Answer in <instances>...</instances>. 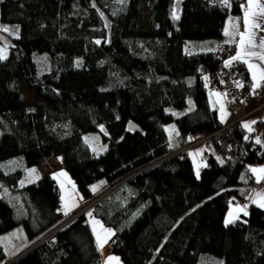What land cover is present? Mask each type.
Segmentation results:
<instances>
[{
    "label": "trees",
    "instance_id": "obj_1",
    "mask_svg": "<svg viewBox=\"0 0 264 264\" xmlns=\"http://www.w3.org/2000/svg\"><path fill=\"white\" fill-rule=\"evenodd\" d=\"M176 1L146 0L145 29L143 0L0 3V20L19 25L0 60V163L23 160L0 166V233L21 224L28 241L6 263L0 244V264H103L87 215L69 219L60 211L52 174L20 184L25 168L51 156L61 157L85 200L109 190L91 212L115 233L109 241L121 264H264V208L251 204L247 216L225 226L233 196L246 193L234 187L251 184L249 168L264 161L254 133L246 140L239 129L243 151L222 164L211 157L197 178L187 152L169 153L160 115L172 113L185 145L186 135L222 126L208 98L209 73L222 75L218 47L190 52L186 44L220 37L240 3L224 9L179 0L177 20ZM235 69L236 81L246 80L238 63ZM23 82L38 101L25 103ZM131 121L140 130H129ZM89 131L107 143L102 153L85 140Z\"/></svg>",
    "mask_w": 264,
    "mask_h": 264
},
{
    "label": "crops",
    "instance_id": "obj_2",
    "mask_svg": "<svg viewBox=\"0 0 264 264\" xmlns=\"http://www.w3.org/2000/svg\"><path fill=\"white\" fill-rule=\"evenodd\" d=\"M260 2L264 3V0H260ZM245 7H247V5ZM176 10H177V7H176ZM243 16H244V8H242L240 5L235 12H231L227 16L225 23H224V26H223L222 35L220 37H217V39L212 41L210 46H208V48H206L204 50H195V51H190V52L209 51V49L216 50L218 45H220V44H223V43L229 44V43H225V41H227L229 39V37H227L223 34L225 28H230L229 19L231 18L232 20H236L237 18H239V30L241 32H243L245 30V25L243 24ZM262 27H264V25H262ZM230 30H231V28H230ZM256 31L258 33L256 36V42L259 43L260 36H264V32H261L259 30H256ZM236 39L239 40V36H237ZM229 45L232 48H231V51L228 52L224 56L223 63L226 60H228L231 56H234L236 54V52L238 51V47L236 44H229ZM252 62L258 63V61H256L255 58H253ZM236 63H238L240 65V67L244 69V71L246 73V80L243 79L241 81V83L243 84L244 81H246V82L254 84L255 81L252 80L251 73L247 69L246 65L241 63V62H236ZM261 66L264 67V64H262ZM262 83H264V80L260 81V84H262ZM216 93H220L221 95L217 96V95H215ZM225 94H226L225 91L221 88L211 87L208 89L209 103H210L211 107L217 111L219 120L222 123V125L230 123V122L235 121V120H239L241 130L244 131V135H245L244 137H246L250 133H254V138L259 137L260 136V130L264 127V111H259L258 109H256L257 102L254 100L234 101L233 99L229 98ZM221 105L224 106V119H223V121L220 118L221 117V112H220ZM253 121H254V123H253ZM246 123L249 124L250 127L252 128L251 132L247 128L244 127V125ZM164 125H165V123H164ZM165 129H166V127H165ZM177 133H179L178 128H177V131L174 132L171 137L169 136V134L167 132L168 137H169V142H170L169 153H174V152H176V151H178L181 148L186 146L184 144V142H181L180 134L177 135ZM184 138H185V143H190L192 141L191 135H186ZM186 152L190 155L196 172H197V170H199V172H200V169L203 166H205L207 163V161L203 159L204 145L196 146L195 148L189 149ZM60 165H61V167L54 170L55 174L52 173V175L57 180L56 174H59L61 172L66 173V175L58 177L59 182L62 181V185H64V187L60 188V196H61V198L62 197L64 198L63 200L61 199V201L68 202V204H72L73 201H75L78 204L83 203L85 201V199L82 197V195L77 190V187L75 185L74 180L69 175V173L63 168L62 164H60ZM261 166H264V161L261 163H257L255 165H253L252 167H261ZM252 179H253V182L249 185H239V186L234 187V188L245 187L246 193L244 194L243 198H238L236 196H233L232 201L230 203L228 213H227V217H229L230 212L232 213V217L234 219L236 217H239L243 213L236 211L237 205H240V206L247 205L248 207H247L246 211H248L249 206L251 204H256V203H253V199H258L256 194L257 193L264 194V182L256 183L255 177L253 174H252ZM73 185H74V187H73ZM100 185H101V182H98L95 185V189H98V187ZM81 197H82V199H81ZM90 211H88V212H90ZM94 218H95V216L92 217L91 220H95ZM95 227L98 229L100 227V223L95 224ZM94 237H95V235H94ZM108 252H110V249L107 250V253ZM101 255H102V261H103L102 252H101Z\"/></svg>",
    "mask_w": 264,
    "mask_h": 264
},
{
    "label": "rangeland",
    "instance_id": "obj_3",
    "mask_svg": "<svg viewBox=\"0 0 264 264\" xmlns=\"http://www.w3.org/2000/svg\"><path fill=\"white\" fill-rule=\"evenodd\" d=\"M176 7H177V10H176ZM178 10H179V2L177 0L175 3V11H177V14H178ZM148 17H149V10L147 7V3H146V0H143L141 12L139 15V22H138L139 27L141 29H145L147 27ZM0 26H6L11 30L10 32H0L1 34H3V36L0 37V48L6 49L7 55H8L9 54V48H10V45L8 43V38H9V36L16 37L15 33H16L17 27L19 29V25H18V23L4 22V21L0 20ZM7 35H9V36H7ZM18 35H19V32H18ZM215 39H217V38L189 39L187 41V44H186V49L188 51L204 50V49L208 48V46H210L211 42L214 41ZM41 64L44 66V61H41ZM21 87H22V91H23V95H24V101L27 105L33 104L34 102L38 101V99L34 96L33 92L25 85L24 82L21 84ZM160 115H161L163 122L165 123L166 130H167L169 136L171 137L173 135V133L177 131V128H176L174 121H173L172 113L169 111H160ZM173 128L175 129L174 131H173ZM84 138L89 143V145L91 146V148L93 149L95 154H100L107 148V143L102 139L100 132H96V131L86 132L84 134ZM60 164H61V157L60 156L47 157V158L41 160L38 164L25 168V171H24V174L21 178V181H24L23 185L35 182L37 180V179H35V176H39V178H40L44 174H47V173L52 174V173H54V170L61 167ZM0 166L4 169L10 170L13 168L23 166V160L20 158L14 157L10 160H7V161L0 163ZM33 168L36 169V173L33 175V177H29V170L33 169ZM30 180H31V182H29ZM56 181L59 185V189L64 187V185L62 186V181H60L61 182L60 183L58 178ZM119 184L117 186H119ZM94 185H96V184H94ZM94 187L95 186H93V188ZM108 191L109 190H107L103 193L100 192L101 194L98 193L97 196H95L94 198L89 199V200H85L81 204L79 203L78 207L73 208L69 212V214L67 215L68 218L70 219V218L74 217L75 215L79 214L80 212H84L86 215L88 213V211L91 210L93 204L96 201H98L99 198L104 196ZM1 195H2V193L0 191V196ZM64 203H65L64 201H61V207ZM92 217H94V216L92 215ZM92 217L87 216V218H88L87 220H88L89 224L91 225V228L93 231V228L95 227V225L93 224V220H91ZM228 218L229 217H227V219ZM94 219L100 223V227L98 229L95 227L96 231L95 232L93 231L94 232L93 234L95 235V240H96V233H100L101 236H103L104 235L103 229H111V228L102 224V222L98 218L95 217ZM109 240L104 245V248L102 250H100L103 254V264H108L107 258L109 256L118 257L119 258V264H121L122 262H121L120 256L113 253V251L111 250V244H110ZM96 243H97V240H96ZM0 244L3 245L5 252H6L5 263L15 259L18 255H20L22 252H24L26 250V248L28 247V241H27L25 232H24L21 224H17L14 227H12L11 229H9L3 233H0ZM108 249H110V252L107 253ZM215 257L218 258V256H215ZM206 261H207L206 263H208V262L210 263V261L208 259H206ZM113 264H115V262H113Z\"/></svg>",
    "mask_w": 264,
    "mask_h": 264
},
{
    "label": "snow or ice",
    "instance_id": "obj_4",
    "mask_svg": "<svg viewBox=\"0 0 264 264\" xmlns=\"http://www.w3.org/2000/svg\"><path fill=\"white\" fill-rule=\"evenodd\" d=\"M3 0H0V3H2ZM121 3H123V0H120ZM179 2V0H178ZM222 3L226 7H231L230 0H222ZM95 7V5H93ZM242 8H244V16H243V24L245 25V30L241 32L239 30V18L236 20H232L231 18L229 19V25L230 28H225L224 30V35L229 37L225 43L229 44H236L238 47V51L234 56H231L228 60H226L225 67H232L234 62H241L246 65L247 69L251 73V78L255 83L253 84V94H255V89L259 88L261 86L260 81L264 80V67L261 65L264 64V36H260L259 43L256 42V36H257V31L259 30L261 32H264V3H261L260 0H247V7L244 5H241ZM172 17L173 19H179V15L175 10L172 12ZM11 30L6 27V26H0V32H10ZM19 29L17 27L16 30V38H19L18 35ZM239 36V40L236 39V37ZM96 44H100L101 41L97 40L95 41ZM209 51H212V49H209ZM191 54V53H189ZM255 58L258 63H253L252 60ZM7 59V51L6 49L0 48V60H5ZM79 66V62H78ZM204 80L207 81L208 77L205 76ZM236 86L238 88H242L243 84L240 83L239 81H236ZM215 95L219 96L221 95L220 93H216ZM226 95V94H225ZM220 112H221V120L223 121L224 119V106L221 105L220 107ZM254 123V121H253ZM245 128H247L250 132L252 131V128L250 127L249 124L244 125ZM175 129L173 128V131ZM179 133H177L178 135ZM247 140L248 137H245ZM255 144L257 145H262L264 146V143H262L261 139L259 137L255 138ZM219 159V157H217ZM220 163H223V160L220 161ZM249 171L254 175L255 177V182L256 183H261L264 182V166L261 167H250ZM36 173V169H30L29 170V177H33V175ZM66 173H59L56 174V177L58 178L59 176H64ZM197 178H199V170L196 172ZM35 179H39V176H35ZM243 179V177H242ZM31 182V180L29 181ZM21 185L24 184V181L20 182ZM63 186V185H62ZM74 187V185H73ZM95 187L93 188V191H95ZM7 191V190H5ZM256 196L258 199H253V203H256L258 207L264 208V194L257 193ZM62 200L64 199L63 197L61 198ZM82 199V197H81ZM79 204L76 203L75 201L72 202V204H68V202H65L60 211L63 212L65 216L69 214V212L75 208L78 207ZM247 205H237L236 211L242 212L245 216L248 215V212L246 211ZM87 216L91 217L92 212H88L86 214ZM239 217H236L235 219H238ZM98 221L93 220V224H98ZM234 223V218L232 217V213H229V218L225 220V226L227 227L229 224ZM246 223V221H245ZM93 231L95 232L96 229L95 227L93 228ZM104 235L101 236L100 233H96V240H97V245L98 249L102 250L104 248V245L108 242L110 237L114 235L115 233L111 229H103ZM108 264H119V258L114 257V256H109L107 258ZM222 264V262H221Z\"/></svg>",
    "mask_w": 264,
    "mask_h": 264
},
{
    "label": "built area",
    "instance_id": "obj_5",
    "mask_svg": "<svg viewBox=\"0 0 264 264\" xmlns=\"http://www.w3.org/2000/svg\"><path fill=\"white\" fill-rule=\"evenodd\" d=\"M211 3L224 9H231L234 0H230L231 7L223 5L222 0H209ZM240 5H247V0H236ZM229 44H220L218 46V57L223 64L222 75H218L216 72L209 73V80L216 88H221L225 91L226 95L234 101L242 100H254L257 102L256 109L264 111V83L253 94V84L246 83L242 88L236 86V69L237 63L234 62L232 67H225L223 63L224 56L230 51ZM241 129L239 120L232 121L224 124L218 129L210 133H202L199 136L192 139L190 143H187L185 147L179 151H188L196 146L204 145L203 159L208 160L213 157L219 164L221 160L223 162L226 158L235 157L238 153L243 151V147L239 143V139L236 135L237 131ZM262 143H264V127L260 130V136ZM257 154L264 158V146L260 145L257 150ZM219 157V159H217Z\"/></svg>",
    "mask_w": 264,
    "mask_h": 264
},
{
    "label": "water",
    "instance_id": "obj_6",
    "mask_svg": "<svg viewBox=\"0 0 264 264\" xmlns=\"http://www.w3.org/2000/svg\"><path fill=\"white\" fill-rule=\"evenodd\" d=\"M2 36V34L0 33V37ZM128 129L129 130H140V127L135 123V122H129L128 125H127Z\"/></svg>",
    "mask_w": 264,
    "mask_h": 264
}]
</instances>
